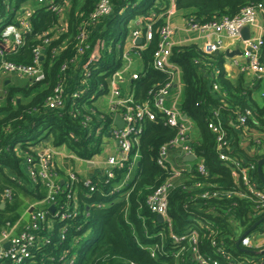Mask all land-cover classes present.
I'll return each instance as SVG.
<instances>
[{"label":"trees","instance_id":"16d2710c","mask_svg":"<svg viewBox=\"0 0 264 264\" xmlns=\"http://www.w3.org/2000/svg\"><path fill=\"white\" fill-rule=\"evenodd\" d=\"M12 1L20 9L29 0ZM99 1L55 0L64 8L62 15L35 4L27 17L31 29L24 33L23 44L15 50L5 49V60L18 65L32 64L35 49L40 46L44 49L41 61L44 78L36 82L21 80L8 86L0 101V176L8 181H12L11 174L23 176L25 157L36 153L34 146L43 137H51L55 146L67 145L80 157L91 158L100 152L101 136L90 135L91 128L98 123L99 107L82 102L78 104L80 112L73 115L72 94L77 90L95 91L100 84L107 87L109 76L122 66V46L135 29L133 21L139 16L143 20L138 28L143 31L155 19L154 39L141 51L140 77L131 83L135 99L142 103L170 79L169 73L153 66V53L158 43L157 32L165 24L172 4L176 10L186 12L188 20L199 23L233 17L247 5L264 4V0H111L112 13L93 22L91 13ZM8 3L0 0V17L6 23L10 21V17H5ZM83 30L90 33L92 45L98 39L105 40L102 57L96 62L100 69L89 76L83 72L90 52L78 53V36ZM45 39L48 43H44ZM171 61L181 69L184 85L181 110L196 123L199 138L193 145L208 169L207 175L202 174L198 162H192L170 190L168 210L172 228L160 222L147 205L149 195L170 176L169 169L159 165L158 156L160 148L177 132L166 123L164 114L159 113L156 120L145 122L138 147L140 158L126 186L111 193L110 183H100L88 197V188L82 181L76 184L74 193L81 213L65 222L64 238L58 233L64 223L55 221L50 243L34 249L24 264H68L74 258V264H198L189 252L176 256L178 249L170 236L171 231L183 234L197 220H210L217 226L216 232L201 234L199 247L203 252L215 253L216 247L212 245L215 239L233 256L245 254L237 246L239 233L253 228L263 216L254 217L253 202L247 198L212 195L216 190H232L236 185L231 167L218 157L209 122L220 123L228 132L235 156L257 165L264 158V98L257 99L256 90L246 85L243 78L234 82L224 73V51L206 53L196 43L176 45ZM214 84L219 90H214ZM59 85L63 89L64 106L49 109L47 98ZM247 111H250L245 124L250 140L248 149L241 148L240 133L236 129L237 118ZM86 117L91 119L88 121ZM251 133L259 134L260 143L250 139ZM125 171L117 170L111 184H119ZM254 175L264 185L257 170ZM64 188L62 185L58 199L67 205L68 193ZM205 192L209 197L202 196ZM4 223L0 215V224ZM260 229L257 226L254 230ZM153 248L155 256L151 255ZM219 259L227 264L223 257Z\"/></svg>","mask_w":264,"mask_h":264},{"label":"built area","instance_id":"2783aa9c","mask_svg":"<svg viewBox=\"0 0 264 264\" xmlns=\"http://www.w3.org/2000/svg\"><path fill=\"white\" fill-rule=\"evenodd\" d=\"M48 9L55 11L62 15L64 8L58 6L55 0H37ZM8 12L5 17H10V21L3 26H0L1 37L0 40V72L3 74H14L19 77H27L31 81H41L44 78L41 61L43 59L44 49L42 46L35 49L34 61L30 65H18L13 62L5 60V49L15 50L23 44L24 33L30 31L31 27L27 17L32 10L25 9L19 12L15 7L8 3L6 7ZM112 13L111 0H100L96 9L91 13L93 22L101 17H105ZM172 10L167 11L165 24L158 30V43L153 53V66L156 69L166 71L170 75L169 81L153 94L152 98L142 103L135 99V93L131 87V83L140 77V71L136 70V57L140 58L141 51L149 47L154 39V22L155 19L150 20L146 29H133L125 38L123 48V63L122 66L116 69L109 76V83L107 87L100 84V87L95 91L77 90L72 94L71 113L76 115L79 111V103L88 102L99 107L100 113L98 116V123L91 128L90 135L96 137L101 136L112 137L115 140L116 149L113 153H109L103 157L102 160L96 162L93 157L84 158L77 156L73 151L66 153V158H79L87 163H93L102 169L101 177H88L81 180L77 172L71 171L67 175L65 188L68 193L67 205L59 202L58 195L62 192V185L53 175V159L62 153V146H50L38 150L35 154H28L25 158V163L28 168L29 176L34 180H39L46 184L47 193L38 202H34L29 206L27 213L30 217L29 224L22 229L17 235H13L14 228L17 224H7V229L3 231L0 239V264L4 261H11L13 264H24L30 259L34 253V249L40 246H45L50 243L51 235L53 233V225L55 221L64 223L59 228L58 233L61 238H64V233L67 230L65 222L68 219L78 217L81 213L78 205V198L74 193L76 184L80 181L88 188L86 196L91 197L93 192L97 190L100 183H110L111 193L120 190L126 186L127 182L132 177L133 170L140 158L139 141L144 133L145 122L154 121L157 119L159 113H163L165 121L168 125L177 129L176 135L168 143L160 148L158 163L162 167L169 169L170 176L160 184L147 198V205L149 209L155 214H162L165 223H168L172 228L171 218L169 215V192L175 186L177 180L183 176L184 168H177L169 162V151L173 148L180 149L184 155H196L193 142H191L189 131L190 125L186 115L181 109L167 106V100L170 97L173 86L176 83L177 77L180 74V67L171 61L173 47L175 46L173 36L175 28L170 23V14ZM261 14L264 18V4L247 5L241 11L233 16H223L219 19L209 21L206 23H199L193 20H188V28L192 31L198 32L203 39L202 50L206 53H214L224 51L230 43H238L241 47V56L246 59L248 68H250L260 80H264V54L263 45L264 37L250 36L247 40L242 39V30L244 27H256L258 25V15ZM155 18V15H152ZM65 31V28H61ZM90 33L88 30H83L79 36V50L78 53L83 54L89 50L90 54L88 62L84 66L86 76L93 74L100 69L96 65L102 57V50L105 46L104 39H98L95 44L89 43ZM137 39H141L137 43ZM48 43V39L44 40ZM228 49L232 50L231 47ZM111 47L109 48V51ZM95 61V62H94ZM235 63L238 64L237 60ZM66 66H63L65 69ZM105 73V72H102ZM214 90H219V86L214 84ZM3 91L0 88V101L3 98ZM260 96L264 98V85L260 91ZM47 107L49 109L62 108L64 106L63 89L59 85L55 88L54 94L47 98ZM116 115H120L123 126L120 128L115 124ZM247 115H239L237 118L238 129L241 136L248 137V130L245 124ZM86 117V120H90ZM209 128L215 134L216 151L221 161L227 163L231 167V176L236 187L232 190H216L212 193L213 196L219 197H239L247 198L253 202L254 217L263 216L253 225V231H246L243 233L240 240V248L247 250L258 251V257H252L251 253L241 250L245 254H240L238 257L233 256L232 253L225 250L222 245H219L217 240L212 241L215 248V253L203 252L199 247L200 236L202 233L210 231L216 232L217 226L210 220H197L191 224L187 231L183 234H177L171 231V238L173 239L178 252L176 256L189 252L192 255L193 261L198 264H224L219 257H223L227 264H264V185H261L256 179L254 173L257 170V165L253 161H244L233 154L231 149V141L228 138V132L216 121L209 122ZM73 135V134H72ZM250 141V140H249ZM256 142L260 143V139ZM66 147L67 145H63ZM126 170L123 180L119 184H111V181L116 178L117 170ZM198 170L202 174H208V169L204 162H198ZM6 197H12V190H6ZM209 193L205 192L202 196L209 197ZM54 205V211L50 207ZM88 209V208H87ZM53 217L49 218V215ZM257 226H261L258 230L261 235V241L256 243L254 230ZM6 241H9L8 247H2ZM78 242V241H76ZM77 244V243H76ZM151 255L155 256V249L151 250ZM216 255V256H214ZM76 258L71 259L68 264H74Z\"/></svg>","mask_w":264,"mask_h":264},{"label":"crops","instance_id":"0c3cea01","mask_svg":"<svg viewBox=\"0 0 264 264\" xmlns=\"http://www.w3.org/2000/svg\"><path fill=\"white\" fill-rule=\"evenodd\" d=\"M35 4H37V2ZM35 4L34 5L28 4L26 6L23 4V6L20 9L17 8L16 10L19 12H23L25 9L33 10V7L35 6ZM170 9L172 10V13L170 14L169 20L172 26L175 28V33L173 36L175 46L196 43L202 48L203 46L202 37L198 34V32L192 31L188 28V19L186 17V12L176 10L174 4L171 5ZM24 15H25V11H24ZM142 20H143V17L139 16L137 19L133 21L134 26H136L135 28H138L141 26ZM259 35L264 36V18L261 14L258 15V25L256 27L250 28V36L254 37V36H259ZM237 45L239 44L230 43L227 45V49L231 47L232 50H234ZM135 60H136L135 69L138 71H141L142 64H141L140 58L136 57ZM235 60H237L238 64L235 63ZM224 73H226L227 76L230 79H232L234 82H237L240 78H243L244 79L243 81L246 85L252 86L253 89L256 90L255 95L257 99H260V91L264 85V80L261 81L260 78H258L257 75L250 68H248L246 59H244L241 55H235L232 58H229L226 55ZM14 79L17 82L21 80H26V81L29 80V78L27 77H19L14 74H3L0 72V88L2 89L4 94L8 86L16 84L14 83ZM4 94H3V98H4ZM183 96H184V85H183L182 75L180 71V74L177 77L176 83L173 86V89L171 91L170 97L167 100V106H171V107L173 106L177 109H181V103L183 101ZM187 120H188V124L190 125V131H189L190 139H191V142H194L195 140L199 138V132H198L196 123L189 117ZM240 138H241L240 139L241 148L248 149L249 139L241 135H240ZM101 140H102V145L100 149L103 150V148L105 147V154L113 153L115 151L116 149L115 140L112 137L108 136ZM38 142L39 143H37L35 146L32 145L34 146L36 152L38 150L41 151L42 149L46 147L55 146L51 137H43ZM63 145H61L62 153L59 156L54 157L53 166H52L53 175L59 181L60 185H66V181L68 179L67 175L71 171L77 172L81 180H85L88 177H93V176H96V177L102 176V169L99 166L93 163H87L83 159H79V158H76V159L66 158L65 157L66 153H69L70 151H73V150H71L68 146L64 147ZM100 152L92 156L95 159L94 162L103 159L102 157H99ZM187 156L188 155H184L180 149L173 148L169 151V162L175 165V167L177 168H184V170H186L190 168L192 162L201 161V158L198 157V155L197 156L195 155L196 158L195 160H192V161L186 160L185 157ZM104 158H105V155H104ZM10 177L15 181L17 187L13 188V191H15L16 193L13 194L9 200H5L6 193H1L2 186L0 185V211H1L0 215L2 219L5 221L4 224H0V239H1L3 231H5L8 228L7 227L8 223H10L12 226L17 224L14 228L13 235H17L18 233H20L22 229H24L30 222V217H29V214L27 213L29 206L34 202L35 203L38 202L47 193L46 184H44L43 182L39 180H34L29 176L28 168L25 163V159H24L23 176H17L15 174H12ZM7 189H11V188L7 186L6 190ZM26 196L28 197V199ZM253 228L249 229L248 231L250 232L253 231L252 230ZM253 233H254L255 238L257 239L254 244L255 245L256 243L259 244V241H261L260 232L256 230ZM7 244L9 246V241H6L4 244H2L3 245L2 247H5V248L8 247L6 246ZM247 253H251L252 255L250 256L252 257L259 256L258 251L254 249L248 250Z\"/></svg>","mask_w":264,"mask_h":264},{"label":"water","instance_id":"95a60500","mask_svg":"<svg viewBox=\"0 0 264 264\" xmlns=\"http://www.w3.org/2000/svg\"><path fill=\"white\" fill-rule=\"evenodd\" d=\"M249 37H250V28L246 26L242 30V39L243 40H247ZM136 42L137 43H140L141 42V39H137ZM225 53H226L227 57L232 58L235 55H241L242 51H241L240 45H237L234 50L226 49L225 50ZM184 118L186 119L187 118V115H184ZM115 124L118 127H120V128L123 126L124 123H123L120 115H116V117H115ZM195 158H196L195 155H188L187 157H185V159L188 160V161L195 160ZM263 168H264V158L260 159L258 161V164H257V171H258L259 178L261 179L262 183L264 184V170H263ZM54 208H55L54 205H52L50 207L51 211H54ZM157 219L160 222H163L164 221V217H163L162 214H157ZM239 245H240V240L237 241L238 248L240 250H243L245 252H248L247 249H241ZM6 246H8V244Z\"/></svg>","mask_w":264,"mask_h":264},{"label":"rangeland","instance_id":"374dc122","mask_svg":"<svg viewBox=\"0 0 264 264\" xmlns=\"http://www.w3.org/2000/svg\"><path fill=\"white\" fill-rule=\"evenodd\" d=\"M6 1H7V2L9 1V2H10V5H11L12 7H14V5H15V1H12V0H6ZM36 2H37V0H29V1H28L27 3H25L24 5H25V6L28 5V4H30V5H34ZM5 23H6L5 19H4L3 17H0V26H3ZM14 83H17V81H16L15 79H14ZM249 135H250V139H251V140H255V141H256V139L260 138L258 133H257V134H256V133H251V134H249ZM260 136H262V135L260 134ZM104 155H105V156L107 155V154H105V147L103 148V150H101L99 157H102V158H103ZM11 175H12V174H11ZM11 179H12V178H11ZM13 182H15L13 179H12V181H8V180L5 179L3 176H0V185L2 186V187H1V188H2L1 193H5L6 187L9 186V187L11 188V190H12V195L15 194L16 192L13 191V188H16L17 185L13 184ZM22 190H23V189H22ZM26 197H27V196H26ZM9 199H10V198L5 197V200H9ZM27 199H28V197H27ZM242 233H243V231L241 230L240 233H239V236H241Z\"/></svg>","mask_w":264,"mask_h":264}]
</instances>
